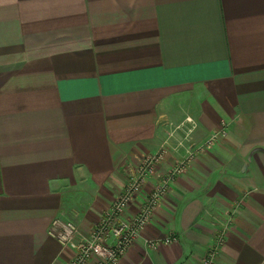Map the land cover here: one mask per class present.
Returning <instances> with one entry per match:
<instances>
[{
	"label": "crops",
	"instance_id": "0c3cea01",
	"mask_svg": "<svg viewBox=\"0 0 264 264\" xmlns=\"http://www.w3.org/2000/svg\"><path fill=\"white\" fill-rule=\"evenodd\" d=\"M223 124L117 264H202L229 220L216 264H264V0H0V264H68L54 218L89 233Z\"/></svg>",
	"mask_w": 264,
	"mask_h": 264
},
{
	"label": "built area",
	"instance_id": "2783aa9c",
	"mask_svg": "<svg viewBox=\"0 0 264 264\" xmlns=\"http://www.w3.org/2000/svg\"><path fill=\"white\" fill-rule=\"evenodd\" d=\"M188 121L193 120L188 118ZM225 133L223 124V127L215 130L204 144L193 150L188 149L185 158L179 159L162 174L158 173L157 168L168 153L165 144L155 152L140 156L138 163L128 168L121 192L103 210L101 218L87 234L82 233L79 226L71 220L54 218L49 233L63 246L72 250L68 264H117L150 224L173 183L179 175L186 172L194 156L207 151ZM152 178L154 183L151 189L144 193L146 184ZM137 200V212L129 215V207ZM228 223L216 229L215 240L202 258V264H216L220 249L226 242ZM174 240V237H170L163 241L153 240L149 244L158 248L163 242Z\"/></svg>",
	"mask_w": 264,
	"mask_h": 264
}]
</instances>
